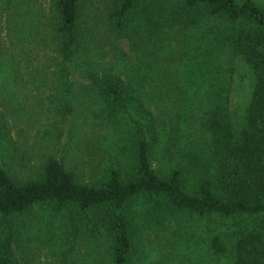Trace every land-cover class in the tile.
I'll list each match as a JSON object with an SVG mask.
<instances>
[{"label":"rangeland","instance_id":"obj_1","mask_svg":"<svg viewBox=\"0 0 264 264\" xmlns=\"http://www.w3.org/2000/svg\"><path fill=\"white\" fill-rule=\"evenodd\" d=\"M104 1H86L85 14L98 25L89 36L93 41L75 60L77 69L57 83L51 71L45 77L33 75L36 63L50 53L40 39L48 41L49 29L42 32L51 0H0V168L16 181L38 176L48 157L85 184H101L117 162L118 168L131 171L135 126L127 113L107 111L90 75L116 74L146 93L163 86L170 100L178 101V108L165 109L161 141L152 150L153 167L165 176L172 167H186L183 153L198 138L190 105L202 100L203 91L224 89L231 122L235 127L243 123L254 75L244 62L217 48L213 23L192 19L186 26L165 27L161 10L155 9L139 19L134 12L119 35L105 20ZM253 1L264 9V0ZM137 5L136 11L142 10V0ZM169 156L174 161H166ZM193 175L185 170L187 188L197 180ZM164 208L144 199L131 205L129 264H234L238 231L264 234L258 221L201 218ZM69 221L47 205L0 217V246L10 243L13 264H111L102 232L92 235V223L84 218L76 219L75 226Z\"/></svg>","mask_w":264,"mask_h":264},{"label":"trees","instance_id":"obj_2","mask_svg":"<svg viewBox=\"0 0 264 264\" xmlns=\"http://www.w3.org/2000/svg\"><path fill=\"white\" fill-rule=\"evenodd\" d=\"M86 1L51 0L47 29L42 32L49 29L48 41L40 39L43 50L50 53L36 63L33 75L45 77L51 71L58 83L66 79L69 70L77 69L73 64L87 52L88 40L93 41L89 36L98 26L85 14ZM138 1H104L105 20L115 33H121L134 12L139 19L142 13L155 9L161 10L165 27L186 26L192 19L211 22L217 29L214 44H219L217 48L230 55L229 59L241 60L252 70L254 85L238 127L231 122L224 89L214 86L203 91L202 100L190 105L192 132L198 138L183 153L186 167H172L165 176L154 169L152 150L161 141L165 109L178 108V101L170 100L172 96L163 86L151 87L146 93L141 87L128 86L116 74L90 75L107 111L112 115L127 113L135 126L131 171L118 168L117 162L101 184L93 185L78 182L54 157L42 162L39 175L27 181H16L0 168V217L11 218L47 205L64 212L72 226L76 219L84 218L92 223V235L102 232L111 264L130 263L133 238L128 210L142 199L201 218L254 220L264 229V9L253 0H142V10L136 11ZM210 45L215 48L211 41ZM174 159L169 156L166 161ZM185 170L197 179L191 188L185 185ZM237 235L234 264H264V234L240 230ZM218 241L221 239L216 238ZM9 245L0 246V264H13Z\"/></svg>","mask_w":264,"mask_h":264}]
</instances>
